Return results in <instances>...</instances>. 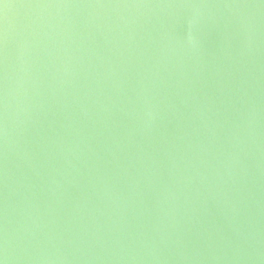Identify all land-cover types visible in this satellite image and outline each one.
Here are the masks:
<instances>
[{
	"label": "water",
	"instance_id": "obj_1",
	"mask_svg": "<svg viewBox=\"0 0 264 264\" xmlns=\"http://www.w3.org/2000/svg\"><path fill=\"white\" fill-rule=\"evenodd\" d=\"M0 264H264V0H0Z\"/></svg>",
	"mask_w": 264,
	"mask_h": 264
}]
</instances>
